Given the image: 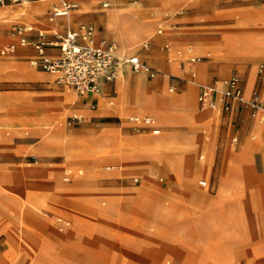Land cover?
Returning a JSON list of instances; mask_svg holds the SVG:
<instances>
[{"label":"rangeland","instance_id":"374dc122","mask_svg":"<svg viewBox=\"0 0 264 264\" xmlns=\"http://www.w3.org/2000/svg\"><path fill=\"white\" fill-rule=\"evenodd\" d=\"M157 1L98 0L91 6L81 4L84 11L88 10L85 14L89 16V19L83 22L86 27H92L94 31L103 30V24L95 23L93 19L97 20L96 12L104 11L105 14H99V17L100 20L102 16L105 17L103 19L105 32L111 35V39L116 41L120 49L128 54L137 51L135 55H138L156 71L153 76H148L145 71H135L132 74V71L128 70L115 78L114 87L117 96L114 103L116 105L150 104L149 95L145 98L141 97L144 87L164 97L170 94V96L180 95L175 93H181L184 89L182 84L187 81H190L189 88H193L196 96L198 85L205 83L207 79V72L209 76L206 83L215 86H217V80L224 82L234 72H237L244 80L250 69L253 73V83L252 79L249 80L248 90L259 80L258 73L264 71V55H252L251 52H245L242 48L233 47L238 46L239 42L250 33L249 29L240 28L233 35L223 40L220 38L217 49L226 52H211L210 54H207V46L203 44V41L188 40V44L181 51L179 47L173 45L177 43L174 38L171 39L172 47L166 37L161 42L154 40L157 36H164L167 30L175 29V25L193 26L187 28L188 31L179 29L182 36L200 35L208 28L211 33H214L218 29L214 25L221 21L232 26L237 23L241 19L239 11L231 13L225 11L222 14L221 0H182L171 9L159 4L155 5L154 10L165 9L157 12L150 8ZM262 1L264 0H255L254 4L259 5ZM103 2H108V6L102 7ZM79 8L78 3V7L73 12H78ZM44 11H46L45 1L0 5V14L5 15L1 18L5 21L0 25V32L13 36L12 25L14 23L25 21L31 23V12L43 13ZM137 11L141 18L153 23L156 20V22L151 28L146 26L148 30L142 36L132 42H127L131 24L123 16L134 13L135 18L139 19ZM109 13L114 16L115 21L106 19ZM72 15L65 19L71 21ZM236 15L240 16L235 18ZM44 16L46 19L47 15ZM141 18L140 21L147 25L148 22ZM57 24L58 22H54L51 25L56 26ZM159 28L162 29L161 34H157ZM147 36L151 47L149 50H144L142 45L147 40L145 38ZM7 41L14 42L6 37L0 39L1 43ZM163 44H168V48L161 50ZM244 47L252 50L257 45L247 40ZM176 50H180L181 54L177 55ZM183 52L189 58L184 57L179 60ZM227 52L241 55H230ZM195 55L198 56L194 60L190 59ZM3 57L29 65V58L19 55V52ZM169 57H171L169 63L173 72L179 64L182 68L193 65L192 72L190 68L183 75L170 73L167 70ZM34 69L40 70L39 68ZM112 85L113 81L107 84L104 91L99 88L93 95L86 97L77 95L73 91L67 92L60 87L54 88L70 98L67 107L54 123L63 130L65 137L72 144V152L67 150L63 152L64 155L42 156L28 149L14 154L0 151V163L2 165L10 163L14 167V169L0 170V256L6 252L9 256H13V258L8 257L5 264H34L35 259L42 260L44 264H179L175 262L176 257L158 258V250H172L176 247L189 250L191 247L188 244L191 241L197 242L203 239L207 219L214 206L211 194L217 190L221 160L225 150L231 158L247 137L243 147H249L252 141L254 143L258 141L257 143L261 144V139L257 138H264L262 126L259 128L257 124L254 129L259 128L257 131H244L241 129L240 120L237 119L229 129L224 119H221L220 113L208 108H204V111L218 113L212 130L179 120L171 126L169 124L160 126L161 131L158 135H154L150 129L132 128L126 119L129 114L135 113L132 111L123 117L118 114L105 115L100 118L86 116L85 113L88 114L98 107L102 98H109L116 94ZM51 90L52 85L46 79L0 80V94L15 96L19 99L49 94L52 93ZM185 95L182 94L184 97ZM93 97H96V100H93ZM193 100L191 96V102L186 101V106H192L193 103L195 105ZM106 105L111 106L109 103ZM131 107V109L135 108ZM99 111L102 110L99 109ZM104 111L112 112L109 108ZM197 120L203 122L205 126H208L210 121V119ZM33 127H43L46 130L50 128L42 120L31 123L28 119H13L8 123H0V130H5V134L16 132L15 142H21L24 146L36 142V136L29 138L26 134ZM193 128L197 130L203 143L210 142L213 147L211 171L214 187L212 192L208 187L201 188V185L197 184L198 180L209 179V175L198 169L191 159L184 160V164L178 169L167 168L168 173L159 172L158 166L152 161H133V155L140 153L137 152L138 150L142 152L149 150L148 146L136 143L138 140L135 137L141 135L157 137L167 131L184 132ZM106 131L113 137L109 145H99L90 138L91 135ZM234 135L238 136L236 144L232 142ZM252 135L256 136V140H252ZM43 141L45 142L46 139H42L41 142ZM172 145L158 143L155 149H169L173 148ZM252 159L256 174L264 175V163L258 150L253 152ZM245 164H242V167L245 168L243 170H247L246 180L250 185L251 173L248 172L249 169ZM107 166L110 168L107 169ZM64 168L67 173L64 172ZM169 171L179 172L182 179L194 188L195 193L200 195L202 202L198 209L199 213L186 209L185 205L176 207L169 202L173 194H165L167 193L166 188L162 186L160 179L163 178L168 185L178 184L181 181L178 176ZM64 176L69 177V180H63ZM136 176L139 180L135 182L133 179ZM147 193L150 194L147 195L148 197L145 196L144 200V195ZM159 197L163 199L159 201ZM82 199H86L87 202L78 201ZM226 199V195L221 194V198L218 196L215 200L217 207L206 233V243L212 248L207 256L212 264L216 263V255L221 260V254L227 259L226 262L224 261L225 264H232L234 260L244 257V247L252 243L246 222L240 215L239 206L227 205L224 203ZM220 200L221 208L218 206ZM187 204L196 205L197 202L188 200ZM181 207L185 208L183 209L185 213L193 212L197 219H185L186 225L179 232H175L176 240L171 244L166 239L167 235H164L166 232H163L164 227L157 218L169 224L178 225L181 220L176 213L182 211ZM260 209V204L256 205L255 211ZM99 215H104L105 218ZM88 230H90L88 239L90 242L95 241L96 246L91 245V247L89 241L87 243L82 239V234L87 233ZM262 236L264 237V221ZM76 238L78 240H75ZM161 238L165 243L161 241ZM4 239L11 247V252L8 251L9 247ZM116 241L120 247L125 248L121 250V253L113 246ZM245 260L246 264H253L252 258L245 256ZM219 263L221 264V261Z\"/></svg>","mask_w":264,"mask_h":264},{"label":"crops","instance_id":"0c3cea01","mask_svg":"<svg viewBox=\"0 0 264 264\" xmlns=\"http://www.w3.org/2000/svg\"><path fill=\"white\" fill-rule=\"evenodd\" d=\"M46 2V11L43 13H35L31 12V23L28 21L25 22H16L12 25V31L14 27L18 24H23L27 26H31L32 30L25 33V36L28 40H36L39 38L40 34L46 35L48 39H53L56 34H63L68 30H79L81 25H85L83 22L87 21L89 16H87L85 13L88 10L84 11V7L81 6V4L84 6H91L94 3H96L93 0H80L79 1V11L74 13L72 10L68 15L66 16H59L55 17L53 19H50L51 15V9L53 4L57 3L53 0H44ZM182 0H158L150 8L154 10L155 5H161L166 7L167 9L174 8L179 2ZM255 0H221V12L222 14L227 11V13H231L234 11H239L241 13V19L237 21L233 26L228 24L225 21H221V23H218L214 26H217L218 28L216 32L211 33L210 29L208 28L207 31H205L203 34L196 36H190L185 35L182 36L179 33V29L187 30V28H192V25L184 24V25H175V29H171L172 31L167 30V32L164 34V36H157L158 39H154L156 42H161L163 38H168L169 42H172L171 39H175L177 43H174L173 45L175 47H179L181 51H183L184 46L188 44V40L195 39L196 41H203L208 51L207 54H210L211 52H226L221 51L217 49V45L219 43V40H223L224 38L229 37L230 35H233L235 31L238 29H249L250 33L244 37V39L239 42L240 44L238 46L234 45V48H242L245 52H251L252 55H264V1H262L259 5L254 4ZM32 2H40V1H32ZM103 3H106L107 5L104 6ZM102 7H107L108 2H103ZM11 5V4H8ZM129 8V7H128ZM127 8V9H128ZM120 9V8H115ZM166 9V10H167ZM123 10V9H121ZM165 10V9H162ZM162 10H154L157 12H161ZM73 12V13H72ZM103 12H96L95 15H97V20L93 21L95 23L101 22L103 24V30H96L93 33V40L95 43L99 42L100 40H106L107 42L115 43L117 47V42L113 41L111 39V35L105 32V26H104V20L102 16V20H100L99 14H103ZM47 15V18L45 19L44 15ZM73 14V15H72ZM105 14V13H104ZM127 14V13H123ZM221 14V15H222ZM72 15L71 21L66 20L65 17ZM94 15V16H95ZM3 16L0 14V25L3 24L5 20L1 19ZM137 16L139 17V21L141 16H139L137 11ZM240 15H236L235 18H238ZM145 20V18H141ZM47 20V21H45ZM155 20V19H152ZM147 25L143 23V26H147L151 28L152 24L154 26L156 20L154 23L149 20H145ZM144 21V22H145ZM54 22H58L56 26L51 25ZM152 26V27H153ZM162 29H157V34H161ZM12 35H4L2 32H0V39L3 37H6L8 39L14 40V42L7 41L6 43L0 42V80L1 79H14V80H21V79H30V80H45L47 82H50L52 85V93L41 95V96H33L28 98H16L15 96L11 95H1L0 94V123H8L11 122L13 119H28L31 123L37 122L42 120L44 124L49 125L50 128L47 130L43 127H33L32 129H29L28 132H26L27 136L29 138H34L36 136V142L29 143L27 146H24L21 142H15V137L17 133L15 134H5V130H0V151L14 154L23 151L24 149H28L31 152H33L36 155H42V156H49V155H64V151H70L72 152V144L68 141L67 137H65L63 130L56 126L55 119H58L60 115L62 114L63 110L67 107V104L70 100V98H67L58 89H54L55 87H60L64 89L67 92L73 91L75 94L86 97L88 95H93V93H79L77 92L72 86L65 85V84H58L56 82V76L52 73H48L44 70H42L39 66L33 64L31 61L37 57L36 49L31 45H21L20 44V37L14 33ZM109 39H107V38ZM16 38V39H15ZM17 40V41H15ZM150 39H147L143 42V48L144 50H149L151 47V44L149 43ZM249 40L250 42H254L257 47L255 49H246L244 47V43ZM80 41H82L80 39ZM7 44H15V50L11 54H4L2 52L3 46ZM165 48H168V44L161 45V50H164ZM138 49V48H137ZM176 50V54L180 55L181 51ZM118 51V49H117ZM19 52V55L25 56L29 58V65L24 63H18L12 60L8 57V55H13L15 53ZM119 52V51H118ZM137 52V51H136ZM132 54H126L123 56L130 57V56H137L139 61L148 66L144 60H142L138 55H135V53ZM46 53L50 56H56L59 54V49L54 46H48L46 47ZM203 54V55H207ZM227 54H240V53H228ZM241 55V54H240ZM198 55L193 56L190 59H195ZM243 56V55H242ZM187 57V55L182 54L181 57H179V60L181 58ZM170 58H168L167 61V70L170 73L174 74H184L186 70L192 67H185L182 68L179 64L178 67H175V72L172 71V67L170 65ZM189 58V57H187ZM198 62V61H197ZM180 63V61H179ZM204 63V62H202ZM131 71L132 74L135 72L130 64L126 63ZM206 65V63H205ZM150 67V66H148ZM39 68L40 70L34 69ZM153 69L152 67H150ZM125 70L124 72H127L128 70ZM154 70V69H153ZM205 70L207 72V66L205 67ZM123 72V73H124ZM148 76L150 75L147 71H145ZM122 73V74H123ZM238 74L237 72H234ZM47 74V75H46ZM233 74V73H232ZM231 74V75H232ZM252 69H250L247 73V77L243 80L241 78V84L243 88L244 95L248 97L250 95V92L253 89H258L261 96L264 97V81L260 78V72L259 74V80L255 82L253 85H251L250 89L248 90L249 80L252 79ZM230 75V76H231ZM208 72H207V79L208 80ZM114 80H102L100 82V89L101 91H104L107 87V84L109 82L113 81V88L114 87ZM143 80V79H142ZM205 81V83H206ZM189 82H183V91L181 93H175L180 94L176 96H170L166 95L161 96L158 94H155L148 90L146 87H144L142 91L141 97H146L149 95V98L151 100L150 104L147 103H136V104H127V105H116L114 103V100L117 96V91L115 90L116 94L109 97V98H102L100 102L98 103V107L95 109H91L92 111L90 113H85L88 117H97L100 118L105 115L110 114H118L120 116H125L129 111L135 112L131 113L127 116V121L129 122L130 126L132 128L136 129H150L151 132L154 135L160 134V126H165L167 124L174 125L179 120H185L187 123H190L191 125H197L202 128H208L210 130L213 129L214 124L216 122V119L218 118L217 112L212 111L213 113H207L204 111L205 109L200 107L198 103V94L200 90V85L205 84H199L198 90L196 87V96L194 94L193 88H189ZM218 87H223L224 82L222 80L216 81ZM253 83V79H252ZM195 84V83H194ZM207 84V83H206ZM173 89V88H172ZM138 90V89H137ZM190 93L193 96V101H195V105L192 106H186L187 100L186 97L190 96ZM182 94H186L185 97L182 96ZM190 96V97H191ZM93 100H96V97H93ZM92 102V101H91ZM97 103V102H96ZM107 103L111 104V106L107 107ZM134 106L135 108L131 109ZM109 108L110 111H104ZM102 110V111H99ZM210 109V108H208ZM88 110V109H87ZM85 110V112L87 111ZM141 110V111H136ZM217 110L220 115L221 119H224L227 126H232V123L235 122L237 119L240 120L241 123V129L244 131H257L260 126H262L263 134H264V123L259 119L258 113H254L252 109L244 105L243 103L235 102L233 103L232 109L228 112L222 111L221 109H212ZM133 117H139V118H149L151 122L149 124L140 122H134L131 120ZM197 119H210L209 125L205 126V124ZM100 120V119H99ZM257 124L259 125V128L257 130H254L257 127ZM154 129H159V133H154ZM37 130H39V133H37ZM210 139V136H208ZM93 141L97 142L99 145H109L112 143L113 137L111 134H109L108 131L100 134L91 135L90 137ZM137 138V142L141 145L148 146L147 152L137 151L140 152L139 154L133 155V161L134 162H140V161H152L154 162L158 168L159 172L168 173L167 168L175 167V169L180 168L184 164V160L191 159L194 163V165L200 169L203 172L208 173L207 179H201L206 181V185L202 186L200 184V180H198V185H201L200 187H208L210 192H212V188L214 187V183L212 182V171H211V164H212V156H213V147L210 142H207L206 144L201 141V137L199 136V133L196 129H190L188 131L180 132V131H167L164 132L161 136L153 137L150 135H141L135 137ZM252 140L256 138L255 135L251 136ZM42 139H46V141L41 142ZM248 139V137L244 140V142L241 144L237 152L233 155V157H229V154L225 150L222 160H221V173L219 175L218 181H217V190L215 193L212 192V198L215 202L217 197L219 196L221 198L222 195H226L227 199L224 203H227V205H237L240 208V212L243 217V219L246 222V226L248 229V234L252 237V243L248 246H245L243 253L245 254L244 257L241 259H236L232 262V264H246L245 256H248L252 258L253 264H264V237L263 235V221H264V175L259 176L255 172V166L254 161L252 159V154L255 150H258L260 152L262 161L264 163V158L262 155V150H264V138L260 137L257 139H261V145L260 147L256 148L254 144H260V143H254L253 141L250 143L249 147H243L245 141ZM256 140V139H255ZM19 141V139H18ZM232 142L236 144L238 142V136L234 135L232 136ZM170 144L173 148L169 149H155L156 144ZM195 152H198L197 154ZM246 163L245 165L248 167V172H250V185H248L246 180V171L243 170L245 168L242 167V164ZM14 169L12 165H2L0 163V170L3 169ZM107 169L110 168V166L106 167ZM64 172L65 168H64ZM67 173V172H66ZM169 173L174 174L178 176L181 181L178 184H172L168 185V183H165V181L160 179L161 184L163 187L166 188L165 194H173L172 198L169 199V202L176 207L178 205H182L186 207V209H191L193 212H198V209L201 207L202 200L199 197L197 193H195L194 188L186 183L179 172H171ZM47 180V179H46ZM63 180H69V177L64 176ZM135 182L139 180V177L136 176L133 179ZM213 183V184H212ZM150 192V191H149ZM150 194V193H149ZM148 193L144 195H149ZM148 197V196H147ZM165 198V196H164ZM163 198L159 197V201ZM188 200H194L197 202L195 205H189L187 204ZM201 200V201H200ZM214 204L213 210L211 214L209 215V218L207 219L206 223V230L204 233V237L201 241H191L188 245H190V249L186 250L182 247H176L172 250H158V258H165L168 259L170 257H176L175 262H178L179 264H212L210 259L208 258L207 254L210 249H212L209 245H207L206 241V233L208 230V227L210 226V222L212 219V216L215 213V208L217 207V204ZM208 203V202H207ZM260 204L261 209L258 211H255L256 205ZM219 208H221V200L218 203ZM146 208V207H145ZM182 211L179 213H176L179 215L180 218V224L178 225H172L169 224L159 218L158 222H160L164 229L163 232H166L164 235L168 241L172 244L175 240V232L180 231L186 223L184 222L185 219H197L193 212H186L183 211V207L180 208ZM259 209V208H258ZM199 213V212H198ZM193 214V215H190ZM156 219V218H155ZM197 225V224H195ZM167 227V228H166ZM166 229V230H165ZM89 232L83 233L82 236L84 240L89 245H95L96 243L90 242L89 238ZM169 235V236H168ZM114 237V235H113ZM163 240V238H161ZM75 240H78L76 238ZM5 244L6 239H4ZM165 243V242H164ZM8 246V245H7ZM115 248L120 251L125 249L123 247H120V244L116 241L114 243ZM92 247V246H91ZM240 250L242 248H239ZM230 253V252H229ZM8 255V253L6 252ZM127 255V254H126ZM231 255V254H228ZM10 258H13V256H9Z\"/></svg>","mask_w":264,"mask_h":264},{"label":"built area","instance_id":"2783aa9c","mask_svg":"<svg viewBox=\"0 0 264 264\" xmlns=\"http://www.w3.org/2000/svg\"><path fill=\"white\" fill-rule=\"evenodd\" d=\"M26 1L44 0H0V5L18 4ZM50 19L59 16H66L78 7L79 0H53ZM106 6V3H103ZM32 27L18 24L14 27L13 33L20 37V44H31L37 52V57L31 62L42 70L56 76L58 84L72 86L79 93H92L100 87L102 80H113L117 74L120 63H128L133 70H144L150 75L155 70L142 64L137 56L126 57L117 51L115 43L100 40L95 43L92 36V27H82L79 30H68L63 34H56L53 39L40 34L36 40H28L25 33L31 31ZM80 39L82 41H80ZM54 46L59 49V54L50 56L46 53V47ZM15 50V44L3 46L4 54H11ZM260 78L264 81V71H260ZM243 103L254 113H258L259 119L264 123V97L258 89H253L246 97L243 92L241 78L233 73L224 81L223 87L211 84L200 85L198 103L202 108L221 109L228 112L232 109L233 103ZM134 122L149 124V118L133 117ZM159 133V129H154ZM202 186L206 185L205 180H200Z\"/></svg>","mask_w":264,"mask_h":264},{"label":"bare ground","instance_id":"6f19581e","mask_svg":"<svg viewBox=\"0 0 264 264\" xmlns=\"http://www.w3.org/2000/svg\"><path fill=\"white\" fill-rule=\"evenodd\" d=\"M80 1V0H79ZM78 1V2H79ZM27 2V1H26ZM25 3V2H24ZM113 12V11H112ZM113 15H114V12H113ZM111 13H109L107 16H106V19L108 20V21H111V20H113V16ZM124 18L126 17L127 19H128V21H129V23L131 24V26H130V32H129V40L127 41V42H132L133 40H135L137 37H140V36H142L144 33H146V30H148L147 29V27L146 26H143L144 24L142 23V21H139V19H136L135 18V15H134V13H130V14H127V15H125V16H123ZM103 19H105V17H103ZM113 21H115V20H113ZM117 21V20H116ZM82 27H85V25H81ZM146 39L148 38V36L147 37H145ZM145 40V39H144ZM143 40V41H144ZM117 49H118V51H119V53L121 54V55H126V54H128L127 52H125V51H123L122 49H120V47L117 45ZM127 69H130V67L126 64V63H120V66H119V68H118V70H117V74H116V76H115V78H117L121 73H123L125 70H127ZM131 70V69H130ZM138 71H144V70H138ZM137 71V72H138ZM218 87V86H217ZM99 90V88H97L94 92H97ZM94 92H92V93H94ZM186 100H187V102H191V97L190 96H187L186 97ZM194 104V103H193ZM256 142V141H255ZM258 142V141H257ZM260 145L261 144H255V147L256 148H258V147H260ZM262 155H263V158H264V150H262ZM70 198H73L72 196H69ZM75 200V199H74ZM62 201H64V200H62ZM75 201H77V200H75ZM78 201H82V202H87L86 201V199H82V200H78ZM79 203V202H78ZM71 207V206H70ZM74 208V207H73ZM91 213V212H90ZM95 216V215H94ZM99 216H101V217H104L105 218V216L104 215H99ZM9 247V249H8V251H10L11 252V247L10 246H8ZM39 248V247H38ZM34 251V250H33ZM224 252V251H223ZM229 252V251H228ZM225 253V252H224ZM217 257H216V263L215 264H220L219 262L221 261V264H225V262L227 261V259H226V257H225V255H222L221 254V260H220V257L218 256V255H216ZM230 256V255H229ZM22 258H23V256H22ZM8 259V255L6 254V253H4L3 255H1L0 256V264H5V262H6V260ZM230 259V258H229ZM19 260V259H18ZM225 261V262H224ZM229 261V260H228ZM230 261H232L231 259H230ZM15 262V261H14ZM34 264H44V262L42 261V260H39V259H35V261H34ZM227 264V263H226Z\"/></svg>","mask_w":264,"mask_h":264}]
</instances>
